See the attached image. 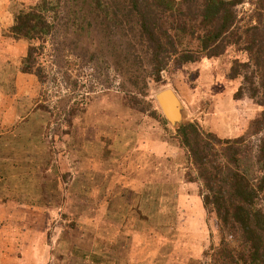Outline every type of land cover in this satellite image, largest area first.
Segmentation results:
<instances>
[{
	"label": "rangeland",
	"instance_id": "374dc122",
	"mask_svg": "<svg viewBox=\"0 0 264 264\" xmlns=\"http://www.w3.org/2000/svg\"><path fill=\"white\" fill-rule=\"evenodd\" d=\"M35 1L0 0V237H32V264H209L220 242L216 217L174 139L179 125L155 96L171 90L181 124L245 137L254 151L260 135L250 125L262 108L246 95L234 99L241 78L227 77L246 54L229 48L218 60L171 62L139 94L115 66L114 34L84 33L76 49L73 28H59L37 56L41 82L20 70L28 42L8 37L14 9ZM252 9L248 1L238 8L244 24ZM83 48L96 58L79 56Z\"/></svg>",
	"mask_w": 264,
	"mask_h": 264
},
{
	"label": "trees",
	"instance_id": "16d2710c",
	"mask_svg": "<svg viewBox=\"0 0 264 264\" xmlns=\"http://www.w3.org/2000/svg\"><path fill=\"white\" fill-rule=\"evenodd\" d=\"M247 1L253 9L244 24L238 8ZM13 14L8 37L28 42L20 70L41 82L37 56L59 28H73L76 49L84 33L114 34L115 66L137 93L149 78L159 83L171 62L218 60L229 48L244 52L247 60H234L227 77L241 78L234 99L246 95L262 108L250 125L260 135L254 151L245 137L220 139L195 122L179 125L174 139L201 182L204 209L216 217L220 242L206 254L209 264H264V0H36ZM78 55L96 58L85 48ZM127 97L135 106V96Z\"/></svg>",
	"mask_w": 264,
	"mask_h": 264
},
{
	"label": "crops",
	"instance_id": "0c3cea01",
	"mask_svg": "<svg viewBox=\"0 0 264 264\" xmlns=\"http://www.w3.org/2000/svg\"><path fill=\"white\" fill-rule=\"evenodd\" d=\"M4 229L7 228L0 227V235ZM16 233L19 234L20 238H18L19 241L16 239L15 243L10 242L9 240L6 241L2 239V237H0V264H24L25 262L24 260H26V263H31V261L34 262V256H33L34 239H32V237L31 238L29 237L28 240H25L24 238H21L22 231L21 232L18 231ZM3 234H5V231L3 232ZM13 238H15V236H13ZM8 243H10L9 246ZM4 248L7 250L3 252ZM24 248H26L25 254H23Z\"/></svg>",
	"mask_w": 264,
	"mask_h": 264
},
{
	"label": "water",
	"instance_id": "95a60500",
	"mask_svg": "<svg viewBox=\"0 0 264 264\" xmlns=\"http://www.w3.org/2000/svg\"><path fill=\"white\" fill-rule=\"evenodd\" d=\"M155 100L171 126L176 127L181 124L183 120V108L171 90L167 89L159 92L155 96Z\"/></svg>",
	"mask_w": 264,
	"mask_h": 264
},
{
	"label": "bare ground",
	"instance_id": "6f19581e",
	"mask_svg": "<svg viewBox=\"0 0 264 264\" xmlns=\"http://www.w3.org/2000/svg\"><path fill=\"white\" fill-rule=\"evenodd\" d=\"M177 113H178V111H177Z\"/></svg>",
	"mask_w": 264,
	"mask_h": 264
}]
</instances>
